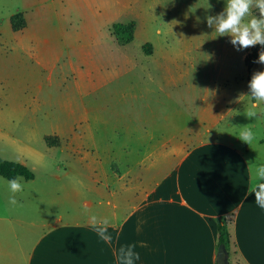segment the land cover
<instances>
[{"label":"rangeland","instance_id":"1","mask_svg":"<svg viewBox=\"0 0 264 264\" xmlns=\"http://www.w3.org/2000/svg\"><path fill=\"white\" fill-rule=\"evenodd\" d=\"M225 2L0 0V157L34 175L23 179L15 205L0 176V216L21 221L18 234L29 237L28 223L53 210L58 188L88 181L90 167L120 176L147 156L179 159L247 125L256 134L250 146L264 142V113L248 118L251 101L241 96L264 64L247 71L251 48L237 51L206 22ZM16 12L26 26L12 31ZM131 21L132 38L121 44L127 34L114 25ZM256 148L252 162L260 164L264 147ZM1 227L0 236L12 239L8 223Z\"/></svg>","mask_w":264,"mask_h":264},{"label":"crops","instance_id":"2","mask_svg":"<svg viewBox=\"0 0 264 264\" xmlns=\"http://www.w3.org/2000/svg\"><path fill=\"white\" fill-rule=\"evenodd\" d=\"M260 138L256 147H264ZM256 147L228 135L179 159L147 156L120 176L90 167L88 181L58 188L49 216L28 223L29 237L17 233L21 221L0 216L13 233L12 242L0 236V264H117L128 244L140 254L136 264H216L218 217L227 221L228 263L264 264V209L247 191ZM91 215L109 219L111 243L93 230Z\"/></svg>","mask_w":264,"mask_h":264},{"label":"clouds","instance_id":"3","mask_svg":"<svg viewBox=\"0 0 264 264\" xmlns=\"http://www.w3.org/2000/svg\"><path fill=\"white\" fill-rule=\"evenodd\" d=\"M253 9L259 15L253 14ZM208 27L213 28L216 37H230V43L237 51L245 50L256 45L264 48V0H226L223 11L217 15L206 17ZM256 63L264 64V50L260 51ZM249 93L241 96L247 97L251 103L245 110L248 118L257 117L264 113V71H255L248 83ZM238 138L247 144L256 139V134L250 126H243ZM252 175L248 184V194L253 195L255 203L264 209V163L249 162ZM23 177L17 176L7 180L11 193L9 203H17L15 196L24 190ZM87 211V209H85ZM88 223L100 238L111 243L112 236L108 233L110 221L106 217L91 215ZM140 254L136 251L135 244L122 245L116 253L117 264H136Z\"/></svg>","mask_w":264,"mask_h":264},{"label":"trees","instance_id":"4","mask_svg":"<svg viewBox=\"0 0 264 264\" xmlns=\"http://www.w3.org/2000/svg\"><path fill=\"white\" fill-rule=\"evenodd\" d=\"M133 25H134L133 21H131L126 25L123 24L114 25L115 31L117 33L124 32L127 34L126 38L119 37V42L121 44H125L131 40ZM10 26L12 31H19L26 26V21L24 19V15L22 12H16L10 16ZM143 48L145 49V51L146 50L149 51L151 45L149 43H145ZM262 50H263L262 46L256 45L255 47H251L250 51L245 55L244 64L246 66L247 71L251 69V67L253 66L254 62L258 57V53ZM45 143L47 144V146H53L55 145L56 141L52 137L46 136ZM0 176L7 180H10L17 176H21L25 180H31L34 177L33 173L26 165L19 162L5 160L1 157H0ZM216 225H217V247L220 244H223L229 256L231 250V240L228 232L227 221L224 217H218L216 219Z\"/></svg>","mask_w":264,"mask_h":264},{"label":"water","instance_id":"5","mask_svg":"<svg viewBox=\"0 0 264 264\" xmlns=\"http://www.w3.org/2000/svg\"><path fill=\"white\" fill-rule=\"evenodd\" d=\"M215 262L216 264H229L228 252L223 244H220L217 247Z\"/></svg>","mask_w":264,"mask_h":264}]
</instances>
